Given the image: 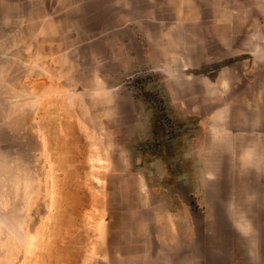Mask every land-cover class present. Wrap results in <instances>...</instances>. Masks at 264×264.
<instances>
[{
  "label": "rangeland",
  "instance_id": "1",
  "mask_svg": "<svg viewBox=\"0 0 264 264\" xmlns=\"http://www.w3.org/2000/svg\"><path fill=\"white\" fill-rule=\"evenodd\" d=\"M0 264H264V0H0Z\"/></svg>",
  "mask_w": 264,
  "mask_h": 264
}]
</instances>
